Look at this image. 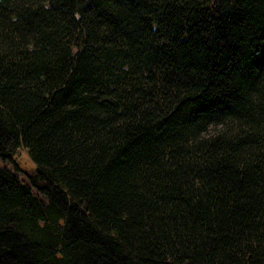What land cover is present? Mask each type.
Returning a JSON list of instances; mask_svg holds the SVG:
<instances>
[{
	"label": "trees",
	"instance_id": "obj_1",
	"mask_svg": "<svg viewBox=\"0 0 264 264\" xmlns=\"http://www.w3.org/2000/svg\"><path fill=\"white\" fill-rule=\"evenodd\" d=\"M0 264H264V0H0Z\"/></svg>",
	"mask_w": 264,
	"mask_h": 264
},
{
	"label": "rangeland",
	"instance_id": "obj_2",
	"mask_svg": "<svg viewBox=\"0 0 264 264\" xmlns=\"http://www.w3.org/2000/svg\"><path fill=\"white\" fill-rule=\"evenodd\" d=\"M14 159L20 169L17 170L16 164L13 162H5L0 159V167L6 168L14 172L21 180L25 181V175L23 174V170H30L31 167L34 166L32 160L30 159V156L28 154L27 149L23 147H19L16 149L14 153Z\"/></svg>",
	"mask_w": 264,
	"mask_h": 264
}]
</instances>
